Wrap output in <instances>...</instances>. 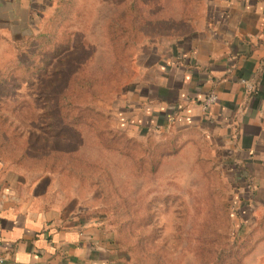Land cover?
<instances>
[{"label": "rangeland", "instance_id": "1", "mask_svg": "<svg viewBox=\"0 0 264 264\" xmlns=\"http://www.w3.org/2000/svg\"><path fill=\"white\" fill-rule=\"evenodd\" d=\"M51 8L24 35L0 33L1 173L78 194L118 239L119 264H264V200L238 189L242 170L224 146L196 125L136 137L115 114L150 58L209 25L211 0H52ZM58 12L65 29L54 20L41 31ZM18 58L32 64L14 67ZM233 219L247 232L235 241Z\"/></svg>", "mask_w": 264, "mask_h": 264}, {"label": "crops", "instance_id": "2", "mask_svg": "<svg viewBox=\"0 0 264 264\" xmlns=\"http://www.w3.org/2000/svg\"><path fill=\"white\" fill-rule=\"evenodd\" d=\"M50 5L0 0V33L26 34L46 20ZM211 5L209 25L184 46L164 45L156 60L150 58L141 79L116 102L115 114L121 130L136 137L201 126L242 170L243 182L231 171L233 182L242 190L246 185L247 200L256 204L264 200V0ZM210 95L215 98L206 104ZM1 172L0 264H119L114 236L83 210L78 194Z\"/></svg>", "mask_w": 264, "mask_h": 264}, {"label": "trees", "instance_id": "3", "mask_svg": "<svg viewBox=\"0 0 264 264\" xmlns=\"http://www.w3.org/2000/svg\"><path fill=\"white\" fill-rule=\"evenodd\" d=\"M57 17H58V19H57ZM51 20L50 21H45L44 22V24H43V28H42V30L41 31H49V26H50V24L52 23V22H54V20H56L55 21V24H54V26H53V28H54V30H57V29H61V28H63L64 27V25H63V23L61 22V20H60V18H59V12H58V14H57V16L56 15H54V16H52L51 18H50ZM63 29H65V28H63ZM62 29V30H63ZM32 33V32H31ZM30 33V34H31ZM47 36H50V32H48L47 34H46V37ZM68 38V40L69 39H71L70 37L71 36H67ZM49 48V47H48ZM6 62H4L3 63V65L5 64ZM18 64H21V65H25V64H32L31 63V61H29V60H25V59H22V58H18L16 61H15V65H14V67L16 66V65H18ZM14 67H12V69H14ZM123 132V131H122ZM124 133V132H123ZM2 167H1V160H0V171H2L3 169H1ZM63 185H64V183H63ZM94 205V204H93ZM94 212L95 213H97L98 215H100V216H102L100 213V209H99V207H97V206H95V209H94ZM232 222H233V228H232V231H231V237L233 238V240L235 241L236 239H235V236H238V234L240 235L241 233H242V223H240L238 220L236 221V220H232ZM109 232H111V231H109ZM247 232H245L244 234H242V235H240L241 237H239V238H242L245 234H246ZM116 241V243H118V245H119V247H120V243H119V241H118V239H116L115 240ZM118 247V248H119Z\"/></svg>", "mask_w": 264, "mask_h": 264}, {"label": "built area", "instance_id": "4", "mask_svg": "<svg viewBox=\"0 0 264 264\" xmlns=\"http://www.w3.org/2000/svg\"><path fill=\"white\" fill-rule=\"evenodd\" d=\"M254 82L253 81H250L249 83H248V85H247V88L249 89V90H253L254 89ZM214 98H215V96L214 95H210V96H208L206 99H205V103L206 104H208V103H210V102H212L213 100H214ZM234 166H235V164L234 165H232V167L234 168Z\"/></svg>", "mask_w": 264, "mask_h": 264}]
</instances>
